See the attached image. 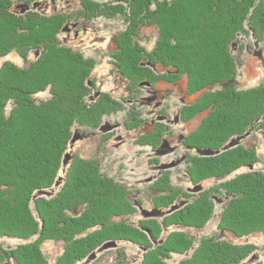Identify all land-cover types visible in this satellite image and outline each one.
I'll return each instance as SVG.
<instances>
[{"label": "trees", "instance_id": "16d2710c", "mask_svg": "<svg viewBox=\"0 0 264 264\" xmlns=\"http://www.w3.org/2000/svg\"><path fill=\"white\" fill-rule=\"evenodd\" d=\"M126 1L131 9L126 14L134 26L142 23L157 28L158 39L150 50H139L132 35L125 34V44L124 39H115L116 50L123 55L116 57L120 66L125 65L123 59L147 58L163 67L162 73L170 74V79L158 75L156 80L140 75L153 83L174 84L186 78L185 94L194 100L178 115L183 122L204 116L181 140L187 151L221 149L229 135L242 136L253 129L264 135V84L239 89L237 66L229 53L233 42L229 37L241 33L249 14L255 21L264 20V0L259 5L255 0H155L151 12L149 3L143 7L137 0ZM87 6L85 3L83 11L88 12ZM99 6L103 8L89 10L93 17L97 12L106 13V6ZM23 8V4L0 0V58L16 53L28 62L20 66L6 60L0 66V238L24 241L14 247L0 244V264H77L113 241L115 247L128 242L141 249L137 264H173L174 255L183 256L179 264H241L253 253L264 255V245L242 242L253 234L264 235V168L237 173L260 162L255 148L239 143L214 156L192 152L185 158L187 166H192L186 174L200 185L199 192L167 216L145 221L129 219L138 213L132 193L102 171L98 160L71 155L67 166H62L72 128H97L100 119L111 116L110 107L118 104L105 94L98 101H89L92 87L87 77L93 63L63 46L59 38L69 20L59 12L47 15L36 10L22 12ZM183 47L191 52L188 59L179 55ZM33 51L39 56L29 60ZM48 89L51 96L38 102L35 95ZM132 91L140 97L137 86ZM138 114H127L135 130L143 129L146 122ZM140 134L143 139L138 144L156 148L171 133L168 126L160 128L155 122L149 134ZM61 170L64 176H60ZM233 173L237 174L229 177ZM213 180L218 182L216 186L203 189V182ZM149 191L157 193L151 199L164 209L180 196L189 198L183 188L165 181L155 180ZM213 199L222 200L218 234L197 238L185 230L165 232L171 227L203 228L214 216ZM143 228L151 232L153 240ZM47 241L63 242V251L53 262L42 249ZM130 258L126 250H120L111 264H130Z\"/></svg>", "mask_w": 264, "mask_h": 264}, {"label": "rangeland", "instance_id": "374dc122", "mask_svg": "<svg viewBox=\"0 0 264 264\" xmlns=\"http://www.w3.org/2000/svg\"><path fill=\"white\" fill-rule=\"evenodd\" d=\"M10 1L23 4V9L25 10L22 12L36 10L37 12L47 15L57 12L62 13V15L66 17V20H69L67 24L63 26L59 35L60 41L64 44L63 46H69L74 50L79 51V54L85 61L88 59L93 63L92 70L87 77L88 85L92 87L91 96L88 98L89 101H98L101 99L102 95L105 94L110 101L120 105V107H117V105L116 108L122 109L121 111H117L116 108L112 109V107H110L112 113L111 116H106L99 121L94 117V120L100 123L97 128L75 125L72 128L70 145L64 155L69 153L77 159H96L101 163L102 171L127 186L128 190L132 193L131 199L136 202L135 205L138 211L137 214L129 217L131 221H145V219L149 218L161 219L171 213L168 211L172 206L179 205L177 209L172 211L174 212L191 202L193 197L200 190L195 188L200 185L193 183L186 174L188 169L189 171L192 170V166H187L185 158L189 156V154H192L193 151L191 149L187 151V149L182 146L181 140L188 132L196 127L200 118L204 116L202 115L196 119L183 122V116L180 118L178 115L180 109L189 108L190 104H192V100H194V96H187L185 94L186 78H182L174 84L173 82H165L162 80L153 83L147 81L145 77L140 78V75L145 74L156 80L157 78H160L161 75L170 79V74L162 73L165 69L160 65L152 64L147 61V58L144 60L143 57V59L141 57V59L139 57H133V61L129 58L123 59L125 65L123 64V66H120L121 62L116 57V55H119L123 58V55L121 54V51L116 50L117 46L115 39H118L121 42L124 39L125 41H123V44H125L124 42H126L127 39L125 34H127V36L132 35L130 38L137 44V46H139V50H150L158 39L157 28L150 25H143L142 23L140 26L138 24V27H135L134 22H131L129 17H127V14L131 13V9L129 10V8H127L126 0ZM137 1L139 4H142V6L144 3H149L150 12L154 10L153 4L154 6L156 5L155 0ZM261 1L262 0H255V3L259 5ZM85 3L88 5L87 9L89 10H97L98 8H103L99 5H105L106 13H101V15H99L100 13L97 12L95 13L96 17H93L89 10L88 12L83 11ZM139 4L137 6H139ZM261 6L264 8L263 5ZM136 10L139 12V9ZM261 12H264V10ZM250 15L251 14L248 15L249 18L244 22L241 33L239 32V34H235L234 32L230 37L228 36L229 39L233 40L229 48V53L231 57L234 58L237 66V86L242 90L257 86L259 87L264 84V20H260L259 17V19L256 18V22L253 20V17L250 19ZM258 16H260V14ZM249 20L254 24V28L249 27L251 23ZM183 50L184 51H181V54L179 55L182 58L188 59L189 56H191V52L185 47H183ZM259 52L261 53V57ZM172 53L173 48L171 49V54ZM256 53L258 54L256 55ZM38 56L39 53L33 51L29 55V60H35ZM173 56H175V53ZM6 60L14 62L20 66L28 65V62H23L21 57L16 53H11L6 57L0 58V66L2 62ZM122 74L124 76L129 75L131 79H127ZM140 79H142V81ZM139 81L140 83L138 84ZM58 86H56L57 90L60 88V86ZM136 86L138 93L141 95L138 98L132 91ZM50 96L51 94L48 89L36 94L35 98L38 102H41L47 100ZM114 110L117 112H114ZM132 112H140L138 115H140L141 120L146 121L143 129L135 130L131 128L132 121L128 120V115ZM263 120L264 119L261 121ZM155 122L160 128L168 126L171 134L169 136L164 135L160 141V146H157L156 148L138 144L137 141L143 139L142 136H140V133L143 132L149 134V132L152 131ZM75 130L82 134L83 138L72 142L73 137L75 136L74 134L76 133ZM228 139L229 141L222 146L221 149H200V151L212 150L214 152L213 154H201L198 152L199 149H196L193 154L197 153L202 157L214 156L225 150L234 148L240 143L255 148L260 158V162L252 168L243 167L239 169L237 173L250 171V169L260 170L264 168V135L260 130L253 129L250 132L247 131V133L242 136H234L231 138L229 135ZM237 139L239 141L237 144L230 147L228 146L233 140ZM160 151H164L165 153L160 154ZM188 158L187 160H193V157ZM64 159L65 156L62 158V166L65 168L69 161L64 164ZM163 164H168L170 166L166 168L161 167ZM237 173H233L229 177H233ZM59 174L60 176L65 175L63 170H61ZM155 180L156 182L165 181V183L171 184L176 189L183 188L185 191L183 194L189 198L183 199L180 196V198H178L179 200L166 209L156 207L157 204L154 203L151 198L152 196H156L157 193L153 191L150 193L149 191V187L153 186ZM59 182L61 183L62 179H60ZM59 182H57L56 185H59ZM217 184L218 182H215L214 180L207 181L203 182L202 187L203 189H207L208 187L216 186ZM213 200L215 202L214 216L203 228L171 227L168 230H165V232L185 230L196 235L197 238L206 234L212 235L217 233L222 200ZM155 208L165 213L159 217L145 215V210L151 211ZM33 213L35 212L33 211ZM33 217L38 219L36 213L33 214ZM142 230L147 233L150 240H153L150 235L151 232L149 233L146 228H143ZM230 238L231 237H228L227 239ZM233 241L241 243V241L236 239ZM242 242L263 246L264 235L253 234L247 236ZM22 243H24V241L0 238V244H3L6 247H14ZM115 246L102 248L99 250V253H92L86 259L77 264H111L119 255L120 250H126V253L131 255L130 264H137L142 257V250L138 249L135 244L120 242L117 247ZM42 249L49 261L53 262V260L63 251V242L47 241L42 245ZM143 250H147V248ZM182 258L183 256L174 255L170 262L173 264H179ZM241 264H264V255L260 252L253 253L251 256L244 259Z\"/></svg>", "mask_w": 264, "mask_h": 264}, {"label": "water", "instance_id": "95a60500", "mask_svg": "<svg viewBox=\"0 0 264 264\" xmlns=\"http://www.w3.org/2000/svg\"><path fill=\"white\" fill-rule=\"evenodd\" d=\"M80 137V135H78V134H76L74 137H73V140H72V142H75L78 138ZM239 141H238V139L237 140H233L231 143H230V145H228L229 147L230 146H233V145H235V144H237ZM225 148H227V147H225ZM198 152H200L201 154H206V155H210V154H213L214 152L212 151V150H204V151H200V149L198 150ZM215 152H218V151H215ZM163 153H165L164 151H160V154H163ZM70 157H71V155L69 154V153H66V155H65V159H64V164H66L68 161H69V159H70ZM168 166H170V165H166V164H163L161 167H168ZM195 189H200V188H195ZM179 207V205H174V206H172L171 207V209L168 211V212H172L174 209H177ZM144 213H145V215H147V216H153V217H156V216H161V215H163L165 212H163V211H161V210H159V209H152L151 211H147V210H145L144 211ZM149 233H150V231L149 230H147ZM150 235H151V233H150ZM116 245V243H115V241H113V242H107V243H105L103 246H102V248H108V247H111V246H115ZM144 249H146V248H144Z\"/></svg>", "mask_w": 264, "mask_h": 264}, {"label": "bare ground", "instance_id": "6f19581e", "mask_svg": "<svg viewBox=\"0 0 264 264\" xmlns=\"http://www.w3.org/2000/svg\"><path fill=\"white\" fill-rule=\"evenodd\" d=\"M76 134L80 135V137H79L78 139H82V138H83V135L80 134V133H78V131H76V133H75L74 135H76ZM78 139H77V140H78Z\"/></svg>", "mask_w": 264, "mask_h": 264}, {"label": "flooded vegetation", "instance_id": "af4514ba", "mask_svg": "<svg viewBox=\"0 0 264 264\" xmlns=\"http://www.w3.org/2000/svg\"><path fill=\"white\" fill-rule=\"evenodd\" d=\"M260 53V52H259ZM258 53H256V55H257ZM258 57V56H257ZM260 57H261V53H260ZM141 96V95H140ZM154 97H156V96H154Z\"/></svg>", "mask_w": 264, "mask_h": 264}]
</instances>
